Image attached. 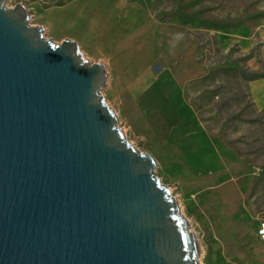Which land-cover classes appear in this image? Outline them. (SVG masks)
I'll use <instances>...</instances> for the list:
<instances>
[{
    "label": "rangeland",
    "instance_id": "374dc122",
    "mask_svg": "<svg viewBox=\"0 0 264 264\" xmlns=\"http://www.w3.org/2000/svg\"><path fill=\"white\" fill-rule=\"evenodd\" d=\"M21 1L30 23L76 40L101 92L196 238L198 264H264V0Z\"/></svg>",
    "mask_w": 264,
    "mask_h": 264
},
{
    "label": "water",
    "instance_id": "95a60500",
    "mask_svg": "<svg viewBox=\"0 0 264 264\" xmlns=\"http://www.w3.org/2000/svg\"><path fill=\"white\" fill-rule=\"evenodd\" d=\"M0 0V264H198L155 160L124 135L107 72Z\"/></svg>",
    "mask_w": 264,
    "mask_h": 264
},
{
    "label": "crops",
    "instance_id": "0c3cea01",
    "mask_svg": "<svg viewBox=\"0 0 264 264\" xmlns=\"http://www.w3.org/2000/svg\"><path fill=\"white\" fill-rule=\"evenodd\" d=\"M249 85L255 104L259 108L264 107V76L251 79Z\"/></svg>",
    "mask_w": 264,
    "mask_h": 264
},
{
    "label": "built area",
    "instance_id": "2783aa9c",
    "mask_svg": "<svg viewBox=\"0 0 264 264\" xmlns=\"http://www.w3.org/2000/svg\"><path fill=\"white\" fill-rule=\"evenodd\" d=\"M257 234L264 239V218L258 223Z\"/></svg>",
    "mask_w": 264,
    "mask_h": 264
},
{
    "label": "trees",
    "instance_id": "16d2710c",
    "mask_svg": "<svg viewBox=\"0 0 264 264\" xmlns=\"http://www.w3.org/2000/svg\"><path fill=\"white\" fill-rule=\"evenodd\" d=\"M260 76H264V72H254L252 74H250V78H256V77H260Z\"/></svg>",
    "mask_w": 264,
    "mask_h": 264
},
{
    "label": "bare ground",
    "instance_id": "6f19581e",
    "mask_svg": "<svg viewBox=\"0 0 264 264\" xmlns=\"http://www.w3.org/2000/svg\"><path fill=\"white\" fill-rule=\"evenodd\" d=\"M124 135H125V133H124ZM126 136V135H125ZM131 142V141H130ZM132 143V142H131Z\"/></svg>",
    "mask_w": 264,
    "mask_h": 264
}]
</instances>
